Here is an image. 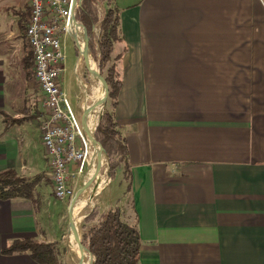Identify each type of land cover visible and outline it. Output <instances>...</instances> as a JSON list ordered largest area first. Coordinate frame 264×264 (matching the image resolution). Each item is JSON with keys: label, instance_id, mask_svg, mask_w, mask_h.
<instances>
[{"label": "crops", "instance_id": "obj_1", "mask_svg": "<svg viewBox=\"0 0 264 264\" xmlns=\"http://www.w3.org/2000/svg\"><path fill=\"white\" fill-rule=\"evenodd\" d=\"M116 3L114 117L129 178L119 168L117 185L109 190L110 180L85 214L119 207L136 225L138 264H264L263 7L253 0ZM29 15L30 0H0V172L51 180L39 128L43 93L25 38ZM93 31L98 37L97 24ZM73 57L74 72L75 49ZM63 80L64 73L62 87ZM83 174L70 180L74 192ZM47 186L38 181L37 209L28 198L0 200V264H38L28 253L4 252L15 239L59 241Z\"/></svg>", "mask_w": 264, "mask_h": 264}, {"label": "trees", "instance_id": "obj_2", "mask_svg": "<svg viewBox=\"0 0 264 264\" xmlns=\"http://www.w3.org/2000/svg\"><path fill=\"white\" fill-rule=\"evenodd\" d=\"M77 18L86 29L88 48L98 62L100 74L108 87L110 109L101 114L94 136L102 142L109 158L110 179L122 168L123 178L128 180L127 147L114 117L121 78L118 69L120 54L112 56V52L114 44L122 39L120 8L116 0H82ZM96 24L99 34L94 38L93 26ZM99 140L96 141L101 146ZM39 196L38 179L21 177L12 169L0 172V200L28 198L37 209ZM83 222L81 242L93 255V264H138L141 240L136 225L122 219L119 207L101 214L92 210ZM4 252L28 253L38 264L60 262L56 242H42L31 237L13 240Z\"/></svg>", "mask_w": 264, "mask_h": 264}, {"label": "built area", "instance_id": "obj_3", "mask_svg": "<svg viewBox=\"0 0 264 264\" xmlns=\"http://www.w3.org/2000/svg\"><path fill=\"white\" fill-rule=\"evenodd\" d=\"M82 0H30V15L25 28L28 49L33 57L34 74L43 93L39 128L41 141L50 166L54 196L71 198L70 180L85 172L89 148L82 120L72 107L61 77L65 71L66 42L74 44L78 58L82 56L72 23L84 25L77 18ZM84 34L85 29H84ZM75 63L74 72L80 71ZM75 164L74 170L70 165Z\"/></svg>", "mask_w": 264, "mask_h": 264}, {"label": "rangeland", "instance_id": "obj_4", "mask_svg": "<svg viewBox=\"0 0 264 264\" xmlns=\"http://www.w3.org/2000/svg\"><path fill=\"white\" fill-rule=\"evenodd\" d=\"M255 3L259 2L261 4V6L264 9V0H253ZM87 35V34H86ZM95 37V36H94ZM116 46H114V50H113V54H115L116 52ZM90 52V57L94 60L96 68L99 69L98 67V62L94 59L93 54ZM66 53H67V61H66V68H65V72H64V80H63V88L65 90V93L73 107L74 105V100L76 98V95L78 94V97L80 100H84V93L81 90V86L79 88V85L77 83V79L75 78V72H73V61L75 59V57H73L74 54V44L70 41V39L66 42ZM78 62L82 65L80 68V71H78L76 73V75L78 76V79L83 81L86 85H90L92 82V75L91 72L88 67V65L86 66L83 57L81 56L80 58H78ZM100 72V70H99ZM103 76V75H102ZM93 83V82H92ZM89 102V101H88ZM100 113L98 115V120L97 123L100 119L101 114L103 113L104 110L106 109H110V101L107 98V96H105L104 98V102L100 108ZM42 151V149H41ZM105 158H106V167L105 168H101L100 169V173L103 176H106L108 181L106 183V185H104V187L102 189H100L98 192L94 191V188H96L95 186L98 185L95 181V179L91 182V186L88 188H86L82 194L79 196L78 199H80L78 201V199H76L75 203L73 206L78 205L79 203L84 202L85 205L84 207L80 208L77 212H79L80 215V221L77 225V228L79 230L80 235L83 232V220H82V216L89 210L92 209V205L93 203H98L99 202V198L102 197V195L105 192V189L108 187L110 180V186H109V190L114 189V187L117 185V181L119 179V171L117 170L114 174L113 177H111L110 179V172H109V158L108 156L105 154ZM89 165V164H88ZM48 172H50V167H48ZM86 172L85 173V177L89 178V170L90 167L86 165L85 168ZM47 172V171H45ZM43 172V173H45ZM84 175V174H83ZM34 177V176H31ZM84 177V176H83ZM82 177V178H83ZM91 177V176H90ZM38 181L39 183H43L45 185H48L46 188L48 191H50L51 195L49 196V202L51 203L50 206L48 203H46V206L50 209H53V212L51 214L50 217V221L52 224V229H53V236L54 238H56L57 240L59 239V241H56V246L58 249V255H59V264H74V260L76 259L74 256V253H72V251L69 249L68 244H67V235H68V229H67V221H68V208H69V204H70V200L71 198H67L65 200H59L54 196L53 193V185H52V181L50 180V178L48 177L47 174H43L42 176L38 175ZM81 182L77 183L76 187H75V192L77 191V189L81 186ZM96 190V189H95ZM92 191H94V196L92 197ZM74 192V193H75ZM96 192V193H95ZM97 201V202H96ZM72 206V207H73Z\"/></svg>", "mask_w": 264, "mask_h": 264}, {"label": "bare ground", "instance_id": "obj_5", "mask_svg": "<svg viewBox=\"0 0 264 264\" xmlns=\"http://www.w3.org/2000/svg\"><path fill=\"white\" fill-rule=\"evenodd\" d=\"M71 29L73 33H75L79 45L85 46V34H84V28L83 26L77 25V23H72ZM83 57V56H82ZM84 62L86 66L88 65L91 75H92V82L90 85H86L83 81L79 80L82 92L84 93V122L87 125L86 130V142L89 148V155L87 158V166L89 164L90 170H89V177L95 175V181L98 185H96L94 188V191L98 192L100 189L106 185L108 179L106 176H103L100 173V169L103 167H106V158L105 155L103 156L102 160H100V150L101 146L100 144L92 139L94 128L96 126L98 115L100 113V108L103 104L106 91L105 86L100 80V77L98 75V71L95 65L94 60L90 57V53L88 52L86 54V57H83ZM89 101V102H88ZM91 186V183L87 186L88 188ZM86 187V188H87ZM85 188V189H86ZM84 189V190H85ZM96 189V190H95ZM83 190V191H84ZM82 191V192H83ZM92 191V192H94ZM82 194V193H81ZM80 194V195H81ZM79 198V197H78ZM77 198V199H78ZM81 199V198H80ZM78 199V201L80 200ZM85 203H79L78 205H75L72 207V221L71 223L77 227L79 221H80V215L79 212H77L80 208L84 207ZM67 244L69 249L74 253L75 260L74 264H89L90 263V255L87 251L82 249L78 245V242L74 236V233L69 230L67 235Z\"/></svg>", "mask_w": 264, "mask_h": 264}, {"label": "water", "instance_id": "obj_6", "mask_svg": "<svg viewBox=\"0 0 264 264\" xmlns=\"http://www.w3.org/2000/svg\"><path fill=\"white\" fill-rule=\"evenodd\" d=\"M85 29V28H84ZM85 33H86V29H85ZM87 34V33H86ZM89 52V48H88V36L85 35V46L81 48V54L83 57H86V54ZM90 53V52H89ZM97 71H98V75L100 77V80L102 81V83L104 84L105 86V91H106V95L107 96V92H108V87H107V84L105 82V79L104 77L100 74L99 72V69L97 68ZM104 102V101H103ZM83 101H82V106H81V111H80V115H81V120H82V124H83V128L86 132L87 130V125L86 123L84 122L83 118H84V110H83ZM97 125V123H96ZM96 127V126H95ZM94 131H95V128H94ZM92 139L94 140H99L97 139L95 136H94V132H93V136H92ZM100 141V140H99ZM101 143V150H100V160H102L103 156L106 154L105 153V149H104V146L102 144V142L100 141ZM95 179V175L87 178L83 184L77 189V191L73 194V197L71 198L70 200V204H69V208H68V223H67V229L68 230H71L73 233H74V236L78 242V245L80 247H82V249H84L85 251L88 252V248L86 246H84L81 242V235L79 233V230L76 226H74L71 221H72V206L74 205L76 199L80 196V194L82 193V191ZM87 214H84L82 216V219L86 216ZM88 254L90 255V263L89 264H93L94 262V257L91 253L88 252Z\"/></svg>", "mask_w": 264, "mask_h": 264}]
</instances>
